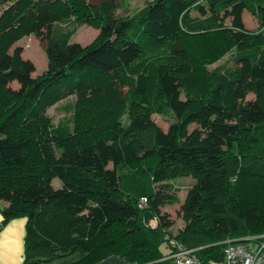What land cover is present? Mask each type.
<instances>
[{
  "label": "trees",
  "instance_id": "16d2710c",
  "mask_svg": "<svg viewBox=\"0 0 264 264\" xmlns=\"http://www.w3.org/2000/svg\"><path fill=\"white\" fill-rule=\"evenodd\" d=\"M204 1L212 11L204 17L192 14L199 0H152L118 20L129 0H15L2 9L0 230L25 220L22 264L110 256L170 264L160 247L169 252L171 239L197 248L207 264L223 259L227 241L264 234V0ZM243 10L257 18V31L243 26ZM42 20L49 69L29 78L18 50L8 53ZM83 26L99 30L86 46L72 42ZM233 47L228 62L206 70ZM8 74L23 80L20 92L5 86ZM248 93L254 100L242 103ZM71 95L61 106L66 120L52 123L44 111ZM152 115L168 117L167 134ZM191 121L204 136L187 132ZM182 177L195 183L184 226L172 235L154 186Z\"/></svg>",
  "mask_w": 264,
  "mask_h": 264
},
{
  "label": "rangeland",
  "instance_id": "374dc122",
  "mask_svg": "<svg viewBox=\"0 0 264 264\" xmlns=\"http://www.w3.org/2000/svg\"><path fill=\"white\" fill-rule=\"evenodd\" d=\"M15 0H0V12L2 9H5L7 6H9L12 2ZM87 3H90L92 5H96L99 3L100 0H85ZM104 2L112 1V3H119L120 0H103ZM152 0H129V5L127 8H118L116 10L115 18L118 20L120 17L124 16H130L131 13H133L135 10L142 8L145 2H151ZM199 8L196 11H193V16L197 17H204L211 13L210 7L207 5V3L204 0H199ZM229 13V12H228ZM223 22L225 26H229L232 22V19L228 17L227 12L222 13ZM241 22L245 28L249 30V32H255L258 29L259 23L256 17L253 15H249L245 10L241 13ZM49 30V21L42 20L38 24V27L34 33H31L27 36H24L17 42H15L10 50L8 55L14 53V51L17 49L19 56L21 58V61L23 62L25 69L30 72L29 78H34L37 75L42 74L43 72H46L49 69L48 66V56H47V34ZM99 30L95 29L91 26H83L79 28L75 34V36L72 38V42L78 43L81 46H86L93 42V40L98 35ZM235 47L231 49L230 52H226L223 55L220 56V58L213 63L210 66H207L206 70H211L214 67L220 66L228 62V59L232 52H234ZM58 55H55V58ZM57 63L63 64L64 59H61L60 57H57ZM4 70V69H3ZM5 71H7L5 69ZM3 82L5 86L10 89L11 91L18 93L20 92L23 80L19 78L16 75L8 74L3 77ZM124 91L123 89H121ZM255 96L253 93H248L244 96L242 99V103L252 102L254 100ZM76 99L75 95L68 96L67 98H64L54 105L48 107L44 114L51 118L52 123L57 124L64 122L66 120V113L61 110V106L64 105L67 101H74ZM125 117V116H124ZM151 120H153L158 127L162 130L164 134H167L168 130V117H162L159 115H152L150 117ZM198 121H191L187 126V132L192 133L194 132L195 135L204 136L205 128H201L199 126ZM210 133V130L208 131ZM109 146V145H108ZM110 147V146H109ZM110 148L106 147L104 151V170L107 173L112 172V160L110 156L107 154V150ZM195 183V180L191 177H182L175 180H169L162 183H158L154 186V189L156 191V200L158 197L159 207L160 210L164 213H167L170 218L173 221V225L171 227V234L176 235L184 226V221L182 220V205L185 200V196L187 193V190ZM167 185L166 189L162 188L161 186ZM52 186L56 190H62L63 186L61 183L54 179L52 181ZM164 190V192H163ZM164 194V195H163ZM167 195H170L171 197H174L177 200V203L171 205L170 199L167 197ZM161 253L163 256L168 254V248H166L164 245H161L160 247Z\"/></svg>",
  "mask_w": 264,
  "mask_h": 264
},
{
  "label": "built area",
  "instance_id": "2783aa9c",
  "mask_svg": "<svg viewBox=\"0 0 264 264\" xmlns=\"http://www.w3.org/2000/svg\"><path fill=\"white\" fill-rule=\"evenodd\" d=\"M147 204V199L139 201V207ZM148 225L157 226V221L152 219ZM169 252L163 260L170 264H204L197 256V248L187 249L175 239L169 241ZM207 264H264V234L248 236L236 241H227L221 261L210 260Z\"/></svg>",
  "mask_w": 264,
  "mask_h": 264
},
{
  "label": "crops",
  "instance_id": "0c3cea01",
  "mask_svg": "<svg viewBox=\"0 0 264 264\" xmlns=\"http://www.w3.org/2000/svg\"><path fill=\"white\" fill-rule=\"evenodd\" d=\"M6 203L0 201V209ZM2 216L0 213V223ZM25 220L15 219L0 230V264H22ZM96 264H127L117 256H110Z\"/></svg>",
  "mask_w": 264,
  "mask_h": 264
}]
</instances>
